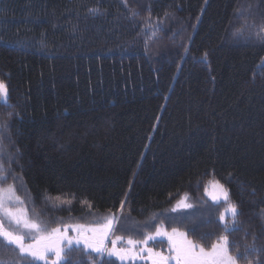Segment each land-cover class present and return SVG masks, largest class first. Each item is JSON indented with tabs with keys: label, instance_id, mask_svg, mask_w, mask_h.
<instances>
[{
	"label": "trees",
	"instance_id": "trees-1",
	"mask_svg": "<svg viewBox=\"0 0 264 264\" xmlns=\"http://www.w3.org/2000/svg\"><path fill=\"white\" fill-rule=\"evenodd\" d=\"M142 1L147 17H130ZM243 3H257L264 23V0H0V80L11 105L0 103L10 125L0 187L14 184L50 228L87 211L82 200L101 217L125 200L123 223L189 193L194 208L172 224L210 246L224 228L197 198L213 178L239 208L231 250L255 236L259 251L239 261L264 264V42L228 36ZM148 17L160 19L155 43L139 31ZM56 196L73 201L53 208L45 197ZM16 256L0 242V259ZM82 256L73 248L70 264Z\"/></svg>",
	"mask_w": 264,
	"mask_h": 264
},
{
	"label": "snow or ice",
	"instance_id": "snow-or-ice-1",
	"mask_svg": "<svg viewBox=\"0 0 264 264\" xmlns=\"http://www.w3.org/2000/svg\"><path fill=\"white\" fill-rule=\"evenodd\" d=\"M127 6V0H124ZM250 7V6H249ZM88 11L92 14L98 13L99 8H90ZM139 13L135 9H130V17L134 18ZM165 17L169 13L165 12ZM151 27V26H149ZM247 27V20H244L240 28L235 29L233 35L241 36ZM159 30V26L152 30L155 36ZM257 40L264 42V23L258 26V30L254 33ZM207 53H204V59ZM0 103L10 107L8 104L7 85L0 80ZM11 117V113L7 114ZM10 127L6 120H0V156L6 153L3 145L2 132ZM9 162L11 155L8 154ZM10 169L4 167V163L0 160V181L7 180ZM231 175V174H230ZM13 179H19L13 176ZM213 192L209 193L213 202L219 203L223 200L228 204L224 212H221L218 220L224 228V233L217 236L210 247L188 238V231H183L178 227H173L169 231L162 223L154 224V231H144L142 239H135L132 235L127 237L116 235L120 221L124 218L125 200L120 202L119 214L110 213L101 217L100 222L90 224L81 223H63L61 222L55 227H49L48 224L41 219V215L36 211L35 207L29 210L26 199L16 194L14 184L7 187H0V242L3 246L12 248L17 252V256L7 260L0 259V264H34L36 261H43L48 264V256L52 255L55 259L51 260V264H70L68 253L73 248L81 249L83 256L78 260L77 264H97V260L90 253L96 254L101 261L107 257L111 259L116 257L122 264L124 261L147 260L151 264H238L241 258L247 259L249 251H259L255 248V236L252 245H245L244 251L237 249L235 254L230 251V245L234 242L229 240L227 233L236 231L237 217L240 215L238 205L229 202V191L220 184L219 181L210 182ZM23 186V185H21ZM207 192V188L205 189ZM255 194L253 190V195ZM127 198V194H126ZM46 200H54L59 204H71L72 200L62 197H45ZM188 194L185 193L179 201L171 209L177 212L181 209H191L194 207L188 201ZM88 209L92 208L91 202L82 200ZM226 215L232 218L231 224L225 222ZM155 217H153V222ZM148 225H145L147 227ZM133 225L131 230H135ZM125 231L129 229H123ZM195 229H189L194 231ZM74 235H69V232ZM166 238L168 244V254L163 251L148 247L150 242L158 239ZM109 244L111 245L109 247ZM125 245L120 247L119 245ZM247 264H253L252 260H248ZM257 264L259 262L257 261Z\"/></svg>",
	"mask_w": 264,
	"mask_h": 264
},
{
	"label": "rangeland",
	"instance_id": "rangeland-1",
	"mask_svg": "<svg viewBox=\"0 0 264 264\" xmlns=\"http://www.w3.org/2000/svg\"><path fill=\"white\" fill-rule=\"evenodd\" d=\"M138 3L139 4L135 5L133 9H135L138 13H140V11L142 10L141 16H139V15L138 16H139V18L141 17V19L146 18L147 16L143 15L145 10H146V8H145L146 6L144 5V2L142 1V2H138ZM253 4L254 5H252L251 3H247L246 5H244V3H243V5H241V7L239 9L240 10L239 12H244V14H242L241 16H238L234 20L235 21L234 27H233V29H230V32H229V35H228L231 39H234V40L239 39V40H242L244 42L245 41L248 42V40H250L248 38L255 37L254 33L258 30V26L260 24H262L263 22L261 21V16L259 15V12H258L257 3H253ZM147 20H148L147 21L148 22L147 23V25H148L147 27H148L149 30L145 29V27H144L145 24L143 25V27L141 26L140 30H139L141 36L144 37L145 40L147 38L151 37L153 29H156L157 26H160V19L159 18L148 17ZM244 20H247V27L244 30V34L241 35V36H234L233 33H234L235 29H237L238 26L241 27ZM163 22H165V21L163 20ZM149 26H151V27H149ZM151 38H152L153 43L157 42V40L159 39L157 36L156 37H151ZM180 40L181 39L179 38V41ZM189 41H191V38H190ZM7 91H8V89H7ZM8 99H9V95H8ZM214 181H219V180H216V179H213V178L205 180L203 185H202V193H203L204 197L203 198H197V199H200L201 200L200 203H202V205H204V206H202L201 209H202V211L204 209L206 210L203 213V215L205 217H213V216L214 217H216V216L219 217L220 213L224 212L225 209L228 206V204L225 203L223 200H221L219 203H216V202L212 201L211 196L209 195V193L213 192L212 184L210 182H214ZM219 183L224 185L221 181H219ZM2 187H7V186H2ZM224 187H225V185H224ZM206 188H207V192L205 191ZM187 194H188V198H189L187 202L192 203V204L195 203V201L193 199L194 197L191 194H189V193H187ZM182 196L177 198L175 203L171 207H169L168 209H166V210H164V211H162L160 213L152 214L146 220H136L134 218H133V220H128L125 217L127 222L125 221V222L122 223L120 221V223H121L120 225L122 227H118V229H117L115 234L116 235H123L125 237H127L129 234H131L135 239L139 240V239L143 238L142 233L144 231H154L155 230L154 224H161V223L170 231L171 228L175 227L172 224V222L175 219H177L180 214H182L184 212H187V210H190V209H181V210H178L177 212H172L171 211L173 206L177 203V201H179L181 199ZM62 197L71 199V198L66 197V196H62ZM71 200L73 201V199H71ZM229 202L233 203L231 200H229ZM49 205L51 207L55 208V207H61V206H68L69 204H59L58 202H55L54 200H50L49 201ZM211 206H216L220 210L208 211ZM126 210L127 209H126V203H125L124 212ZM197 212H198V210H197ZM117 214H119V212ZM70 216H72V215H70ZM102 217H104V216H102ZM153 217H155V221L154 222H153ZM69 218L70 219H66L64 221L62 220V222L63 223L90 224V223H94V222H100L101 216L99 214H95L93 211L87 209V211L85 210V212L77 215L76 217H69ZM199 219H200V217H199ZM229 219H232L231 216L230 215H226L225 222L227 220H229ZM262 224H263L262 228H263V231H264V218L262 220ZM133 225L136 226L135 230H131ZM145 225H148V226L145 227ZM123 229H129V230L125 231ZM181 230L187 231V230H184V229H181ZM122 231H123V233H122ZM124 231L126 233H124ZM69 235H74V233H72L70 231ZM188 238L192 239L194 241H197V240H195V238L190 237L189 232H188ZM260 240L264 241V239H260ZM197 242H199V241H197ZM110 246L111 245L109 244V247ZM119 246L120 247H124L125 245L122 244V245H119ZM204 246L206 248L210 247V246H207V245H204ZM148 247L154 248V249L159 250V251H163L165 255L168 254V244H167L166 238H164L162 240L158 239L155 242H150ZM230 251L232 252V254H235V252L231 250V246H230ZM112 258L118 260V262L122 264V262L119 259H117L116 257H112ZM53 259H55V257L52 256V255H49L48 256V263L51 264V260H53ZM100 261H101V259H100ZM123 264H151V262L147 261V260L142 261V260L137 259L135 261H124ZM173 264H174V262H173ZM238 264H247V263H242L241 261H238Z\"/></svg>",
	"mask_w": 264,
	"mask_h": 264
}]
</instances>
